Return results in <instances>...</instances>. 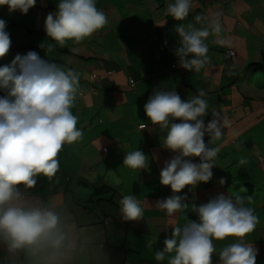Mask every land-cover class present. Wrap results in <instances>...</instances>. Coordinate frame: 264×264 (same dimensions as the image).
<instances>
[{"label": "crops", "instance_id": "crops-1", "mask_svg": "<svg viewBox=\"0 0 264 264\" xmlns=\"http://www.w3.org/2000/svg\"><path fill=\"white\" fill-rule=\"evenodd\" d=\"M169 2L173 0H96L97 8L105 13L108 24L80 44L68 41L65 48L55 47L63 57L57 59V63L64 65L67 57L71 60L67 67L80 74L81 89L72 112L79 111L78 121L86 132L85 114L95 109L93 115L97 123L92 117L89 123L90 126L99 124L100 128L94 138L82 136L79 146L65 144L63 152L59 153V162L64 164L70 160L73 165L80 162L76 168L82 170L85 160L97 158L101 151L107 168L114 171L110 172L111 177H116L114 182H108L105 178L109 177L108 172L86 176L73 174L72 168V174L77 178L76 187L71 186V181L66 182V175L58 171L57 179L51 181L48 189V179L41 176L31 190L33 197L51 201L58 211L65 213L74 232L84 241L71 264H120L122 260L127 262V258L140 260L137 248L158 244L162 249L163 240L171 235L172 226L199 220L198 216L190 215L195 212L193 205L198 207L221 193L252 197L255 211L264 207V0H191L190 13L183 21L166 15ZM51 5H36L29 10L24 22H16L19 11L14 15L0 13V19H4L7 26L15 24L20 31L14 32L15 29L7 27L12 56L22 48L39 47L48 40L44 22L49 13L56 11L57 4ZM4 7L8 11L7 6ZM132 9L138 14L132 17L129 25L131 17L127 16ZM216 13L220 14L223 31L221 37L209 36L207 40L210 62L199 72L179 67L173 54L179 40L176 27L192 24L199 28L201 25L194 20L196 15L212 17ZM220 38L228 39L230 44L219 43ZM229 48L235 50L232 57L227 56ZM130 79L134 80V85ZM160 86L177 91L183 99H190L203 90L209 103L205 124L212 119L213 111L228 120L223 136L215 145H210L220 149L212 169L213 177L207 183L186 187L180 195H186L185 203L189 207L172 216L156 208L155 201L172 195L170 186L160 183V172L173 154L162 147L165 133L159 126H153L144 112L148 98ZM110 112L115 118L103 116ZM142 124L147 127L140 128ZM205 140L207 142L208 137ZM106 147L107 151H104ZM138 149L148 157L145 169L124 167L125 153ZM242 158L247 163L239 165ZM100 161L92 162L89 170L101 173ZM194 162L198 163V158ZM124 175L129 180H125ZM221 178L225 180L223 185ZM236 179L251 180V183L245 182L248 190L242 187L243 182H234ZM103 184L112 185L113 194L94 195L93 189ZM128 184H134L135 189H126ZM124 195H134L140 201L144 209L142 219L122 220L119 200ZM255 195H260L258 206ZM248 206L251 207L250 203ZM106 217L110 223L104 224ZM97 222L100 223L98 227L94 225ZM155 230L160 235L163 233L161 239H156ZM250 237L262 241L258 245L254 241L244 242L258 249L257 264H264V236ZM235 240L229 237L214 241L217 253ZM157 250L151 249V260L143 262L169 264V256L174 253L157 261ZM218 259L214 254L213 264H217Z\"/></svg>", "mask_w": 264, "mask_h": 264}, {"label": "clouds", "instance_id": "clouds-1", "mask_svg": "<svg viewBox=\"0 0 264 264\" xmlns=\"http://www.w3.org/2000/svg\"><path fill=\"white\" fill-rule=\"evenodd\" d=\"M36 4L37 0H0V7L7 6L10 14L19 11L27 15ZM190 10L191 0H173L167 4L166 15L183 21ZM194 20L201 27L181 24L175 29L179 40L173 54L178 66L189 72L206 67L210 62L207 40L209 36L221 37L223 31L219 13L212 17L196 15ZM107 24L96 0H58L56 11L44 22L48 40L39 47L47 56L57 46L65 48L68 41L84 42ZM219 43L227 45L230 41L220 38ZM11 46L7 22L0 19V60L7 57ZM64 60L61 65L28 51L0 64V264H71L84 246L69 217L51 201L31 193L41 176L49 181L56 176L63 146L83 136L77 128L78 117L72 112L81 89L80 74L67 67L69 58ZM206 95L200 90L196 96L183 99L177 91L160 86L144 105L151 124L165 133L162 147L173 154L160 172V183L170 186L172 195L155 201L156 208L167 216L188 209L186 195H180L186 187L207 183L213 177L220 149L210 145L223 136L228 120L213 111L205 124L209 114ZM147 161L138 149L125 153L123 166L143 170ZM246 163V159L239 160V165ZM220 183L225 180L221 178ZM251 199L221 193L198 207L193 205L199 220L172 226L155 259L163 261L174 253L169 264H213L215 254L217 264H257L258 249L244 242L259 223L254 208L245 203ZM119 209L124 222L143 217L144 209L134 195H124ZM229 237L236 238L235 242L217 253L214 241Z\"/></svg>", "mask_w": 264, "mask_h": 264}, {"label": "rangeland", "instance_id": "rangeland-1", "mask_svg": "<svg viewBox=\"0 0 264 264\" xmlns=\"http://www.w3.org/2000/svg\"><path fill=\"white\" fill-rule=\"evenodd\" d=\"M57 3H58V0H37V4L36 5H39V6L47 5L48 7H50V6H52L51 4H57ZM1 12H4V15L8 13L6 7H0V13ZM11 14L14 15L15 13H11ZM137 14L138 13L134 9L130 10L129 15L127 16V18L129 16L131 17V18L128 19V24L129 25H130V22L133 21L132 17H135V15H137ZM25 19H27L26 15H23L21 13L16 14V22H24ZM7 20H8V18H7ZM31 25H33V24H31ZM125 25H126V22H125ZM7 27H10V28L15 29L14 32H20V31H18L16 29V25L15 24H9ZM115 28L116 29L118 28V24H116ZM28 51H36L37 53H39V55L42 58L49 59V60L54 61V62H59L57 59H63V57L55 49L52 52L47 53V56H46L44 50H42L40 47L22 48V49L18 50L17 53L26 54ZM11 52L12 51L10 50L9 54L7 55V57H5L4 59L0 60V64L1 65L5 64V63H10V61L14 58V56H12ZM117 61L120 62L119 60H117ZM0 95H2V94L0 93ZM82 110H84V109H82ZM94 110L92 111V113H89L91 111H88L87 113L86 112L83 113V114L86 113L85 116L87 118V120H86L87 127L86 128H88V129H86L87 130L86 132H85V127H83V129H82V127L79 124V121H78V124H77V128L78 129H81L83 131V136L84 137H88L89 139L96 137V135H97V133L99 132V129H100L98 127L99 124L91 125L90 126V123H89L90 122L89 119L91 117L97 123V120H96L97 118H96L95 115H93ZM73 114L78 117V120L80 119L81 115H80L79 111L76 110ZM103 116L104 117L107 116L108 119L115 118V114L112 113V112H110L109 114H106L105 113ZM81 139H78L76 142H74L73 143V146L74 147L79 146V141ZM63 148H64V146H63ZM62 152L63 151H61L60 153H62ZM80 154H83V152H81ZM241 155L244 157V151H242V154ZM249 156H248V158H249ZM98 159H101V161H100L101 162L100 163V168L102 169L101 170V173L97 172V170H95V169L94 170L93 169H90L89 170V167L91 166V163L94 162L95 160H98ZM250 159H251V157L249 158V160ZM77 165H80V162H77L76 165H73L72 162H70V160L67 161L64 164H62V161L59 162V171H60V174L66 175V180L65 181L66 182L71 181L70 184H71V186H73V188L78 185L77 178H76V176H73V174H79V173H81V174H84L86 176H88V174L91 175V176H98L99 174H103L104 175V173H107L108 172L107 174H109V177H105L108 182H111V181L114 182L115 179H116V177H114V176L111 177V173L110 172H113L114 173V171L113 170H110V168H107V165H106V163L103 160V155L101 154V151L97 155V158H96V156H93V157H91L90 160H85V163H84V166H83L84 169H82V170L81 169H77L76 168ZM72 168H74L73 174H72V171H71ZM124 178H125V180L126 179L129 180L128 176H125L124 175ZM56 179H57V177H54L51 181H54ZM39 180H40V178H39ZM135 180L140 181L139 178H136ZM51 181L48 180L47 186H46L47 189L52 185L51 184ZM234 182H236V183L243 182L244 185L242 187L244 188V190H248V187H247V185H245V182L251 183V180H249V179H236ZM125 188L126 189H135V185L134 184H128V186H125ZM263 190H264V185H263ZM112 192H113V190H110L108 194H110ZM254 197H256L255 202H256L257 206L259 204H261L260 202L257 203V201H259V199H260V195H255ZM56 201L59 202V200H56L55 199V202ZM245 203L246 204H249L250 203L251 207L254 206L252 199H251V202H248L247 200H245ZM88 205H90V202L88 203ZM254 214L259 218V223L257 224L255 230L252 233L248 234L245 237V240H248L250 242L251 241H254L255 244L258 245L262 241H256V240L252 239L250 236L255 235V234H257L258 236H260V234L264 236V233H262L264 231V207H261L259 211H255ZM106 221L108 223H110V220L107 217H106ZM106 221H103V223L106 224ZM99 224L100 223L97 222L94 225L96 227H98ZM162 235H163V233H161V235H160L155 230L156 239H158V240L161 239L162 238ZM157 245L155 244L152 247H150L148 245V246H142L141 248H137L136 250H138V254L140 255V260H135L133 258H127V262H125L124 260H122V262H120V264H130V263L145 264V262H143L145 259H146V262L147 261L149 262L151 260V255H149V254H153V252H151V249H153V248L160 249V247H158ZM144 248H146V249L143 250ZM85 264H88V263H85Z\"/></svg>", "mask_w": 264, "mask_h": 264}, {"label": "trees", "instance_id": "trees-1", "mask_svg": "<svg viewBox=\"0 0 264 264\" xmlns=\"http://www.w3.org/2000/svg\"><path fill=\"white\" fill-rule=\"evenodd\" d=\"M110 190H114L113 186L108 185V184H103V185H100V186L95 187L93 189V194L94 195H97V196H100V195H103L104 193L109 192ZM190 215L192 217H197L198 216V214L196 212H191Z\"/></svg>", "mask_w": 264, "mask_h": 264}, {"label": "built area", "instance_id": "built-area-1", "mask_svg": "<svg viewBox=\"0 0 264 264\" xmlns=\"http://www.w3.org/2000/svg\"><path fill=\"white\" fill-rule=\"evenodd\" d=\"M235 55V50L233 49V48H229L228 50H227V56L228 57H232V56H234ZM175 66V65H174ZM130 83L132 84V85H134V80L133 79H130ZM263 104H264V101H263ZM140 127H141V125H140ZM142 128V127H141Z\"/></svg>", "mask_w": 264, "mask_h": 264}]
</instances>
